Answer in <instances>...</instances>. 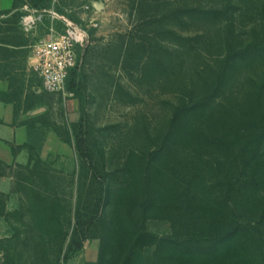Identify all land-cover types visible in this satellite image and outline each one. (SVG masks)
I'll return each mask as SVG.
<instances>
[{
	"label": "trees",
	"instance_id": "trees-1",
	"mask_svg": "<svg viewBox=\"0 0 264 264\" xmlns=\"http://www.w3.org/2000/svg\"><path fill=\"white\" fill-rule=\"evenodd\" d=\"M122 1L130 29L105 45L90 32L65 92L80 101L89 68L115 101L140 104L119 72L144 95H171L167 115L156 125L138 117L127 132L91 128L84 117L68 126L52 120L53 95L27 96L28 108L47 111L24 122L29 139L12 147L27 162L0 160V178H13L18 195L9 212L0 192L11 229L0 238V264H63L90 240L99 243L91 264H264V0ZM49 2L14 0L1 13L13 12L0 27V58L14 56L12 44L29 46L18 35L23 5ZM248 12L256 25L239 34ZM47 132L74 149L73 171L41 157ZM150 222L169 233L149 231Z\"/></svg>",
	"mask_w": 264,
	"mask_h": 264
},
{
	"label": "rangeland",
	"instance_id": "rangeland-1",
	"mask_svg": "<svg viewBox=\"0 0 264 264\" xmlns=\"http://www.w3.org/2000/svg\"><path fill=\"white\" fill-rule=\"evenodd\" d=\"M95 3L101 5L99 9L94 8L95 13L92 11L86 13L83 10V7L91 6L92 4L94 7ZM25 5L29 6L28 4ZM52 6H55V9L60 14L67 16L75 23L82 24L84 27H90L88 24L90 19H97L98 27L96 29L89 28V31L92 32L93 38L98 41L96 43L100 45L111 42L117 35L123 34L130 29L126 7L122 0H50L44 9ZM238 18L237 27L239 34H247L248 30L253 25H256L253 24L254 18L250 12L242 13V16ZM82 19H86V21L83 22ZM58 27L61 28V25H58ZM46 32V28L41 26L37 29L34 38L44 37ZM27 38L30 44L33 36ZM119 75L120 73L117 72L115 77L118 80L120 79L128 90L142 95L140 104L127 106L115 101L105 88L97 85L96 77L92 74V70L86 68L89 89L81 95L80 101L73 99L66 92L53 95L55 104L53 105L52 119L54 122L69 126L78 122L80 117H84L91 128L101 129L108 126H118V130L127 132L138 117L142 118V116H145L154 125L162 121L167 115L162 103L172 99V96L164 92L163 89L144 95L142 93L143 89L137 88L134 82L128 81ZM91 83L96 85V90L91 87ZM60 94L62 95V101L61 104H58L57 101ZM73 100L77 107H72L71 101ZM44 138L41 157L50 163L54 169L66 173L73 171L76 166L74 149L62 143L53 132H47ZM12 194L18 197L13 192ZM13 203L15 204V201H10L8 203L9 207L13 206ZM148 229L159 236L169 233L168 225L160 222H150ZM10 234V227L4 219L0 218V238L8 237ZM98 246L99 243L96 240L85 242L83 248L63 264L95 263L98 258Z\"/></svg>",
	"mask_w": 264,
	"mask_h": 264
},
{
	"label": "crops",
	"instance_id": "crops-1",
	"mask_svg": "<svg viewBox=\"0 0 264 264\" xmlns=\"http://www.w3.org/2000/svg\"><path fill=\"white\" fill-rule=\"evenodd\" d=\"M13 1L0 0V27H6L7 24H4V22L11 20L13 12L8 15H1V13L10 11ZM22 8L20 9L21 12ZM19 31L20 41L24 42L27 40V45H30L28 38L22 33L20 28ZM12 45L10 49L15 51L14 56L8 60L0 58V95L10 94L11 96V102L0 99V160L8 166L27 162V154L24 151L15 154L12 151V147L21 146L29 139L24 122L47 111L45 106H34L33 101L30 102L31 108L27 107V103H25L27 96L39 95L44 91L42 90L40 78L33 71L32 67L36 64V60L30 56L29 46L25 47L23 46L24 44ZM24 51H27L26 54H24ZM9 77L15 79L14 88L10 86ZM13 92H15V95H13ZM71 102L72 107H77L74 100ZM12 187L13 179L11 177L0 178V192L7 196L6 208L9 212L16 210L18 207V197L12 194ZM10 201H15V204L13 203L11 207L8 204Z\"/></svg>",
	"mask_w": 264,
	"mask_h": 264
},
{
	"label": "built area",
	"instance_id": "built-area-1",
	"mask_svg": "<svg viewBox=\"0 0 264 264\" xmlns=\"http://www.w3.org/2000/svg\"><path fill=\"white\" fill-rule=\"evenodd\" d=\"M83 10L95 13L93 4L83 7ZM22 12L19 28L26 37L33 36L29 50L36 64L32 68L41 80L42 90L48 94L65 93L70 72L83 65L85 51L90 44L89 28L98 27L97 19H90V27H84L60 14L55 6L37 10L25 5ZM41 26L46 28V35L34 38Z\"/></svg>",
	"mask_w": 264,
	"mask_h": 264
},
{
	"label": "water",
	"instance_id": "water-1",
	"mask_svg": "<svg viewBox=\"0 0 264 264\" xmlns=\"http://www.w3.org/2000/svg\"><path fill=\"white\" fill-rule=\"evenodd\" d=\"M99 6H101V5H99V4H97V3L94 4V8H95V9H99V8H100Z\"/></svg>",
	"mask_w": 264,
	"mask_h": 264
}]
</instances>
